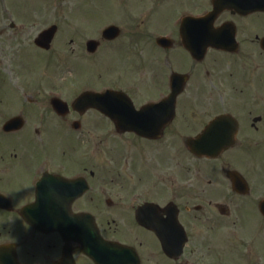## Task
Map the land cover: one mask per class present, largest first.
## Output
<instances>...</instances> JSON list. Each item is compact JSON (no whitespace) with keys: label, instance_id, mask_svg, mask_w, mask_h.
<instances>
[{"label":"flooded vegetation","instance_id":"flooded-vegetation-1","mask_svg":"<svg viewBox=\"0 0 264 264\" xmlns=\"http://www.w3.org/2000/svg\"><path fill=\"white\" fill-rule=\"evenodd\" d=\"M211 1L178 9L176 0H27L26 24L0 20V42L10 34L4 41L36 47L59 66L78 65L77 73L68 74L75 75L70 82L67 74L60 78L58 90L68 102L61 113L31 77L21 85L9 78L2 83L4 91L11 89L0 97V135L13 151L9 157L0 153V264H98L76 242L68 258L62 233L42 231L21 216L38 194L46 201L42 208L93 214L91 223L106 240L134 248L122 254L126 264H264V10L251 12L253 0H236L241 9L216 20L221 47H204L209 26L196 21L184 34L182 18L206 15ZM2 6L10 18L18 11L0 0V13ZM108 7L116 15L98 21V9ZM109 25L119 27L117 35L104 36ZM52 26L57 30L51 48L37 47L36 39ZM162 36L170 40L160 41ZM189 37L195 48L192 42L185 47L183 38ZM81 64L99 75L110 65L109 80L125 78L121 66L129 67L137 83H80ZM179 87L175 117L163 130L155 129L156 115H143L131 122L140 133L121 132L111 117L72 105L82 91L115 89L141 109ZM15 118L22 119L21 127L6 132ZM217 118L220 123L209 128ZM95 126L104 129L102 139L91 138ZM118 136L140 144L137 151L131 145L124 150L140 162L136 183L128 172L116 169V176L97 163L98 145ZM107 153L113 160V149ZM123 176L127 183L120 185ZM32 215L34 222L45 220L44 212ZM240 232L253 233L248 245ZM118 254L109 259L119 260Z\"/></svg>","mask_w":264,"mask_h":264},{"label":"rangeland","instance_id":"rangeland-1","mask_svg":"<svg viewBox=\"0 0 264 264\" xmlns=\"http://www.w3.org/2000/svg\"><path fill=\"white\" fill-rule=\"evenodd\" d=\"M1 4H4V3L2 2ZM5 4L10 8L14 7L15 9L18 10L16 12L17 17H14L15 21H19V19H26L27 13L25 12V10H27V8H30V6H27V0H17V1L13 0L12 2H10V0L9 1L5 0ZM13 4H15V6H13ZM191 4H195V0H193V1H191V0H176V2H175V5L178 6V9L189 7L188 5H191ZM167 10H168V8H167ZM162 11L164 12V9ZM112 12H113L112 7L98 9L96 18L98 21L104 22V21L108 20L109 18L116 15L115 13H112ZM0 20H1V23L3 25L8 24L11 21V18L9 17V15H7V13L3 11V6H2V13H0ZM52 22H53V18L50 17L47 24H50ZM8 37H10V34L2 37L1 39H3V42H0V75H2V80L0 78V85H1L0 97H4V95H9L8 93L11 89L10 86L9 87L5 86V89H8V92H7V91H4L2 88V85H3L2 83L5 82L4 80L6 78L12 79L14 81H19L20 82L19 84L21 85L25 80H27L28 82H32L31 80H29V78L32 76H33L35 82H36L35 79H39V80L45 81L47 83L49 82V79L47 77H50L51 83H55L58 87L59 81L55 82L57 75H59L58 74L59 71L57 69L58 64H56L55 62L47 61L45 59V57L47 58L49 55H41V54L39 55V53H37L35 51V48H34V50H32L33 47L30 45L25 46L23 48L22 47L19 48L11 40L4 41V39H6ZM50 56H52V55H50ZM109 66L110 65H108V64L106 65V67H107V69L105 70L106 75L105 74H100V75L96 74L97 71L95 69H91V70L89 68L83 69V70H81L82 75L79 76L78 80L80 81V83L94 82L95 84L101 83L102 79L107 80L106 82H108V83H115L118 85H127L128 83H133V82L137 83L136 80L131 78V74L128 73L129 67H123V66H121V67H122V70L126 74L125 78L121 76L118 79L109 80V77L107 75H110L113 72V71L108 69ZM9 68H10V71L12 69V70H14L13 72H15L12 76L9 73ZM13 72H11V73H13ZM41 78H43L44 80ZM21 79L23 81H21ZM8 82H11V84H12V81L9 80ZM50 88H56V87H50ZM139 88L142 91H147L143 85H140ZM46 131H47V129L44 130V132H46ZM92 132H93V133H91L92 139H93V135H94V139L97 138V140L102 139L104 137V135H103L104 129H101V128L96 129V126H95L93 128ZM46 135H48L47 132H46ZM60 137H61V135L58 138H60ZM112 139L113 138L107 139L106 142L98 145V149H100V150L96 151V154H97L96 160H97L98 165L103 166V167L108 168V169H113V173L116 174V176L119 175L117 173L116 169H122L124 172H128L127 173L128 180H131L133 183L134 182L136 183V180L137 179L139 180V177L141 175V173L139 172L140 162H137L136 158H133V157L130 158V155L128 153L124 155V150H125L126 145H129V146L131 145L133 147L130 148L128 146L129 150L130 151H137L134 148H137V146L139 147L140 144L138 143L137 140H135V142L129 141L126 136H122V137L118 136L116 141L112 140ZM64 144L65 145H69V144L71 145V143L69 142V144H68L66 140H64ZM62 146H64V145H62ZM111 148L113 149V157H114L113 160H115L114 162L112 160V157L107 153V150L111 149ZM12 151L13 150H12L11 145L8 144V142H6L5 140H3V136L0 135V153L1 154H7V157H9L10 152H12ZM74 154H75V151H74ZM125 161L130 163V164H127ZM157 162H159V161L155 160L156 166H157ZM125 179H126V176L121 177L119 184L121 185L122 181L124 182L122 184H126L127 182L125 181ZM119 204L120 205L118 207L123 208L122 203L120 202ZM116 210H120V209H116ZM98 212H99V214L101 213V211L99 209H98ZM249 224H250V221H249ZM261 228L264 229V226ZM227 230L228 229H226V231ZM240 233H241L242 239H244L246 241V244L248 245L249 242L251 241V238L253 237V233H246V234H244L243 232H240ZM224 243L225 242H221L222 245ZM229 245L231 248L235 247L233 244H229ZM243 247L244 246L242 245L241 248H243Z\"/></svg>","mask_w":264,"mask_h":264}]
</instances>
